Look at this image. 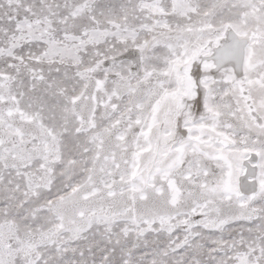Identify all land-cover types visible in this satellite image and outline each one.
I'll return each instance as SVG.
<instances>
[{
	"label": "snow or ice",
	"instance_id": "obj_1",
	"mask_svg": "<svg viewBox=\"0 0 264 264\" xmlns=\"http://www.w3.org/2000/svg\"><path fill=\"white\" fill-rule=\"evenodd\" d=\"M0 264H264V0H0Z\"/></svg>",
	"mask_w": 264,
	"mask_h": 264
}]
</instances>
